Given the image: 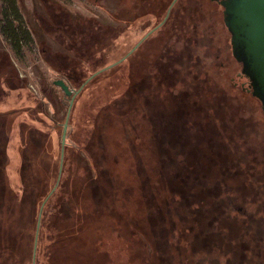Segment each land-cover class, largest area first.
Segmentation results:
<instances>
[{"label": "rangeland", "instance_id": "374dc122", "mask_svg": "<svg viewBox=\"0 0 264 264\" xmlns=\"http://www.w3.org/2000/svg\"><path fill=\"white\" fill-rule=\"evenodd\" d=\"M16 6V22L30 32L32 41L23 45L16 56L0 33V63L9 84L0 88V100H19L23 96L33 99L35 107L44 109L56 121L60 133L66 100L53 81L70 80L76 87L82 78L108 62L106 56L113 49H93L91 59H80L67 46L71 43L62 31L57 33L53 28L50 15H58L61 25L77 24L92 41L101 36L107 39L105 27L119 34L127 29V23L116 27V22L93 0H16ZM6 8L0 0V23ZM62 57L80 62L86 72L82 73L80 65V77L59 70ZM227 63V75L239 69L232 58ZM194 74L184 73L183 81L173 89L180 105H184L179 112L182 122L176 127L182 132L177 145L164 144L166 153L162 156L156 148L160 143L155 141L161 132L153 125H147L137 115L113 116L108 118L110 126L103 129L106 151L98 153L95 161L92 153L77 142L89 103L86 95L76 108L74 128L70 127L66 134L70 152L78 153L80 158L68 155L65 179L73 211L87 214L89 225L80 231V225L73 224L62 213L64 225L60 231L64 243L52 245L50 227L44 226L42 253L47 245L49 251L51 246L52 250L56 248L55 252L61 253L58 258L64 256L61 264H87V257L79 256L82 261L71 262L68 256L90 248L103 257L99 264H264V250L260 246L264 243V197L251 196L243 164L244 155L252 166L264 156V116L257 100L233 87L221 69L201 68L198 80L192 77ZM151 86L158 87L154 83ZM156 108L158 103L151 111ZM4 111V105H0V264H17L20 253L31 244L25 241L19 227L36 225L38 209L33 198L38 199L39 205L53 187L60 152L55 154L56 149L44 143L41 132L30 128L32 123L26 116L35 114L34 111L20 105L15 112L8 113L14 114L13 118ZM23 120L28 127L22 133H9V128L16 131V121ZM38 120L39 128L47 126L45 121ZM89 128L91 134L96 133L93 125V129ZM7 142L10 157L5 158ZM252 151L257 160H252ZM106 173L111 177L104 178L109 193L102 198L93 196L89 189L86 193L85 185L89 187L98 178L100 183ZM253 183L264 185V172L258 173ZM182 192L187 200L181 197ZM58 197L59 194L54 195L49 205L54 216L60 212L55 203ZM169 206L173 213L168 211ZM181 212L185 215L183 220ZM52 262L47 257L38 264Z\"/></svg>", "mask_w": 264, "mask_h": 264}, {"label": "trees", "instance_id": "16d2710c", "mask_svg": "<svg viewBox=\"0 0 264 264\" xmlns=\"http://www.w3.org/2000/svg\"><path fill=\"white\" fill-rule=\"evenodd\" d=\"M2 1L3 3H6L7 8L0 23V33L9 42L10 49L13 51V53L18 56V54L21 53V48L23 47V45H26L27 43H30L32 41L31 34L27 29L23 27L21 23L16 22L19 20L16 0ZM50 16V19H52V21L54 22L53 28L56 30L57 33L59 31H62V33L65 35V37L68 38L71 43L67 46H69L70 50L76 53L80 59H91L94 54L93 49H102V51H105L106 48L109 47L110 49H113L111 53L106 56V60H108V62L104 64L100 69L118 61L132 47L133 43L131 42L128 28L120 31L119 34H116L113 31H108L105 27L103 32L105 33L107 39L104 36H101V38L99 37L92 41V39H89V36L82 34L83 32L79 30L80 27L77 24L73 23L61 25L59 24L60 18L58 17V15ZM100 39H102V41ZM75 43H78L79 46H76L78 44ZM143 49L144 47L140 48L132 56L127 57L121 63L107 70H104L101 73L95 75L93 78L89 79L100 69L92 71L84 80L82 78L81 83L75 85L76 87L72 85L70 80L64 81L68 88L71 89L73 93H76L72 106L70 108V114L67 123V132L70 127H73L75 125H73V122L76 116H78L76 114L77 106L81 104L82 100H85L86 95L89 99L87 101L89 103H87L88 106L86 108V111L84 110V114L82 116L83 121L87 122V125L85 122H83V124L81 123L80 130L77 132V142L84 146L86 150H89L90 153H92V157L93 159H95V161H97L98 159V153L103 154L106 151V140L104 139L103 129L110 126L108 118L113 116L128 118L129 116L133 117L137 115L139 117H143L144 122L147 125H153V129L155 128L157 132H161L158 133V136L156 135L155 140L160 143V145L156 147L158 154H161L160 156L166 153L164 144H178L179 133H181L182 131L181 129L176 127L179 126V123L182 122L181 117L183 116L180 113H177V110L179 108L177 105L178 94L173 90L178 84L175 75L176 69L168 68L167 77L164 73H157V71L153 67V64L151 65V63L148 62L149 59L144 58L145 50ZM158 56L159 54L155 53V56L151 58V61L154 62L158 60ZM62 58L63 59L60 63V66H58L59 70H64L65 72L71 74V76L80 77L81 73H79L77 70V67H79L80 65L82 73L86 72V70H83L80 62L73 61L69 57ZM151 72L155 73V76L159 77L158 79L161 80L160 82H153L155 85H158V87L156 86V88L154 86H151L152 83H147L142 78L146 75V73ZM62 75L67 74L62 73ZM7 79L8 78L6 77L5 69L2 66V63H0V88H4L9 85ZM156 90H158L157 94L155 93ZM63 95L64 100H66L64 106H66L67 112V108L69 105V97L65 96L64 93ZM91 95L92 98L90 97ZM157 96H159V101L157 100ZM156 103H158L159 108L153 109L154 111H151L152 106H154V104ZM0 105H4V113H6L7 117L12 116L11 118H13L14 114L9 115L8 113L15 112V110H17L20 105L24 106L26 109L34 111L35 114H29L26 116V118H29L31 120L32 124H30V128L37 129L41 132L45 139L44 143H50L54 148V151L56 149L55 154L60 152L62 130L60 133L57 132L56 121L54 119H50L48 114H45L44 109L39 110L38 107H35V102L33 101V99L27 100L24 96L19 100H16V98H7L3 101L0 100ZM181 107L184 108V105ZM36 108H38L37 111L35 110ZM19 114L21 116V114H23V111L21 110ZM150 116H156L157 118H151ZM38 118L46 122L47 126L45 128H39ZM16 122V131H14L12 128H9V133H18V131H24V127H28L26 124L27 122L24 120ZM122 122L125 123V120H122ZM91 124L94 126V132L96 133H90L93 132L89 128H92ZM11 138L12 136L9 138L10 142ZM10 142L9 144L8 142L5 143L6 147H4V151L2 149L3 157L5 158L10 157ZM180 146L181 145H178L179 148H181ZM71 149L72 148L69 146L66 136L63 150V158L61 163V171L59 172V161L58 174L56 175V180H54L55 183L53 187L56 185L55 189L49 195V193L53 189V187H51L50 190L45 194L44 198L42 199L39 205L38 199L33 198V205H36L35 208L38 209H36V225L33 228H24L21 226L19 227V230L21 229V231L24 232L25 241L31 242V244L30 246L25 247L22 253H20L21 256L17 258V264H38V261L41 258L42 263H44V260L47 257L52 259V264H61L60 260H64V256L58 258L61 253H56V248L52 250L51 246V250L49 251V245H47L46 250L42 253V247L44 235L46 234V231H44V226L50 227V240H52V245L64 243V236L60 231L61 227L64 225L63 221L60 219L62 213H64L68 218H70L73 224H79L80 231L86 229L89 225L87 222L89 218L87 217V214H83L82 212L75 213L71 207L70 200L67 198L69 189L68 180L65 179L66 159L68 155L72 153L70 152ZM182 149L184 150L183 147ZM182 149L181 154L184 153ZM72 156L75 159L80 158L78 153H72ZM160 162L162 168L165 169V161L162 163L161 159ZM104 178L110 179L111 177L108 173H106V175L103 174L100 183L98 182V179L100 178H98L95 182V179H93L92 183L94 182V185H91L92 183L89 187L88 184L85 185L84 189L86 193H88L89 189V192L93 196L98 195L100 198H102L103 194H106L108 192V190L105 188ZM21 182L22 180L20 179V184L22 185ZM34 193L35 191L32 192V195H34ZM56 194H59L58 200L55 201V203H57L56 207L60 209V212L58 215L54 216L49 212V205L50 203H52L51 200ZM181 197L187 200L186 194L183 192L181 193ZM43 202V207L40 210ZM180 207L181 206L178 207L179 210ZM168 211H171V213H173L172 206H169ZM39 213L40 218L39 225L37 227ZM210 214H208V217ZM184 217L185 215L184 213H182L181 220H183ZM213 217L214 215H212V218ZM66 227L67 226L65 225L64 228ZM244 232H246V229H244ZM260 246L264 250V243H261ZM79 256L87 257V259H89L87 264H99L102 262L101 260L103 258L99 253L95 252L93 248H90L87 251H82L75 255H70L68 256V259H71V262H76L78 260L82 261Z\"/></svg>", "mask_w": 264, "mask_h": 264}, {"label": "flooded vegetation", "instance_id": "af4514ba", "mask_svg": "<svg viewBox=\"0 0 264 264\" xmlns=\"http://www.w3.org/2000/svg\"><path fill=\"white\" fill-rule=\"evenodd\" d=\"M93 1L116 22V27L126 21L133 43L129 50L132 52L127 57L144 47V58L149 59L148 62L153 64L157 73H164L167 77L168 68L176 69L177 83L183 81L184 73L189 75L193 72L195 74L192 77L198 80L201 68L226 69L229 65L227 60L233 57L239 71L236 73L238 81L230 78L232 86L239 87L244 94L256 99L264 114L262 101L252 93V80L246 73L247 63L241 48L236 47L233 54L231 32L226 23L230 15L226 13L225 7L231 0ZM155 53L159 54L158 60L152 62ZM142 78L147 83L161 81L153 72L146 73ZM177 105L179 113L181 105L178 99ZM261 148L264 149L262 145ZM251 154H254L253 151ZM257 159L254 154L252 160ZM247 161L248 157L244 155L245 176L249 181L251 196L264 197V185L253 183V178L264 172V156L256 162V166L248 165Z\"/></svg>", "mask_w": 264, "mask_h": 264}, {"label": "water", "instance_id": "95a60500", "mask_svg": "<svg viewBox=\"0 0 264 264\" xmlns=\"http://www.w3.org/2000/svg\"><path fill=\"white\" fill-rule=\"evenodd\" d=\"M225 7H226V13L230 15V19L226 23L231 32L233 54L235 48L239 46L241 48V52L244 55V59L247 63L246 73L249 76V78L252 80L251 82L252 93L254 96L258 97L262 101L263 109H264V0H231V2L227 3ZM131 52L132 50L129 51L121 60L103 69L98 70L89 79L101 73L102 71L115 66L123 59H125ZM232 59L234 60L233 57ZM238 71L239 69L233 71V74L227 75L225 73V69H221V72L228 77V80L231 83V85H233V82L230 81L231 77L235 78L234 81H238L236 77V73ZM53 84L59 87L63 91L65 96L69 97V105L67 108L65 120L62 127V132H61L60 168H59V172H60L70 108L72 106L76 93H73V91L68 88V86L64 83L63 80H55L53 81ZM235 88L240 89L239 87H235ZM55 187L56 185L53 187L49 195L53 192ZM43 204L44 202L42 203L40 210L42 209ZM39 218H40V213L38 215L37 227L39 225Z\"/></svg>", "mask_w": 264, "mask_h": 264}]
</instances>
